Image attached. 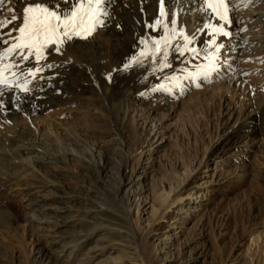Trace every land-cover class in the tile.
<instances>
[{
    "label": "rangeland",
    "instance_id": "rangeland-1",
    "mask_svg": "<svg viewBox=\"0 0 264 264\" xmlns=\"http://www.w3.org/2000/svg\"><path fill=\"white\" fill-rule=\"evenodd\" d=\"M188 6L184 2L180 7L183 19L191 24L197 23L202 17L192 13L193 8ZM185 60L184 55L179 54L172 62L173 71ZM246 67L257 66L247 64ZM263 69L264 59L256 76L239 77L240 71H237L203 90L187 92L178 100L166 101L159 94H153L150 99L164 103L157 113H166L167 117L161 120L156 112H147L143 101L149 98L145 97L143 90L134 101L129 102L128 117L134 123L139 143V148L132 146L131 153L129 146L112 132L103 133L96 140L99 133L95 136L80 130L70 131V128H65L67 125L59 123L67 118L70 120L68 114L85 116L83 121H86L82 123L87 125L100 119L101 114L97 111H93V119L90 118V112L82 104L79 111H75L78 103H73L69 106V113H62L64 116L46 118L47 123L42 127L48 124L55 128L61 126L58 131L62 136L65 133V137L71 139L76 147L68 141L61 142L55 134L49 137L54 140L52 143L47 141L40 131L42 123H39L40 126L37 124L39 130L34 135L35 141L40 144L39 162L34 161L36 153L23 151V156L19 157L14 153L16 149L10 147L12 162L19 169L8 171V164L0 158V214H12L11 225L0 226V264H264V212L260 213L255 206L262 199L263 192V186L259 187L258 182L264 170V131L253 140L250 149L239 147L226 155L224 158L229 162L225 163L223 158L218 157L196 166V161H192L191 166L196 167L192 171L177 164L181 186L194 179L192 186L202 189L205 194L184 207L183 219L180 216L170 219L173 207L170 210L164 207L170 198L179 193L181 186L166 180L163 189L153 186L157 179V167L162 163L168 165L167 161L177 160L176 157L180 156L178 144H173L183 133L182 118L189 112L187 109L194 96L206 98L210 87H220L232 78L246 79L245 85L258 84V88H252L255 93L245 89L254 100L258 99L264 94L260 88L264 86ZM248 73L254 71L248 70ZM148 84L154 85L152 81ZM235 91L232 88L226 93L236 98ZM229 97L225 98L223 113L221 110L223 115L218 119L221 124L219 135L240 112V105L234 106ZM53 112L56 111L48 110L46 115L43 112V116ZM199 116L195 114L196 119ZM211 120L216 123V116H211ZM28 124L24 121L18 129H24L25 133L28 128L32 131L35 127ZM208 144L209 148L214 147V142ZM104 145L109 146L108 152L103 151ZM68 151L73 155H68ZM202 154L199 152L198 157ZM127 157L134 160L131 163L135 171L132 167L122 168L123 159ZM36 178L49 183L40 188ZM16 180L20 184H16ZM249 199L252 205L247 202ZM239 203L243 206V218ZM208 215L209 222L206 219ZM246 215L251 218L246 220ZM224 217L228 222L224 220L222 223ZM171 222L173 224L169 226ZM142 241L147 243L145 258L139 252Z\"/></svg>",
    "mask_w": 264,
    "mask_h": 264
},
{
    "label": "bare ground",
    "instance_id": "bare-ground-1",
    "mask_svg": "<svg viewBox=\"0 0 264 264\" xmlns=\"http://www.w3.org/2000/svg\"><path fill=\"white\" fill-rule=\"evenodd\" d=\"M34 2L49 4L57 10H63L64 13H67L69 5L71 4L70 0H11L8 9L5 11V15L8 17L12 15L21 16L24 6ZM75 2L74 0L73 3ZM184 2L186 6L189 5V8L193 5V0H163L164 15L161 16V0H121L120 4L113 7L114 16L107 19L106 23L91 37L80 41L74 38L63 41L61 51L64 57L60 65L62 70L61 74L63 76L57 78L59 84L62 82L60 85L62 93L59 96H50L46 100L37 102L31 101L27 97H23L20 100L15 99L12 101V107L15 111L12 112L11 115L5 117L7 122L11 123V126L6 127L5 124L0 121V154L4 155V157L0 155V158H4L5 163L8 164V171L11 169L16 171V168L19 169V166L12 162L13 158L10 153V147L16 149L14 153L16 152L19 157L23 156L25 152L36 153L34 161H40V144L35 141V132L39 130L37 129V124L39 125V123H42L40 131L42 135L46 137L47 141L52 143L54 140H50L49 137L55 134V136L59 137L61 142L66 143V141H68L72 143V146H77H75L74 142H71V139L65 137V133H63L64 135L62 136V133L58 131V128L61 126L55 128L48 124V126L46 125L42 128L44 126L43 124L47 121L46 118L51 117L50 119H52L55 115L58 116L63 112H68L69 109L71 110L69 106L73 103H78V106H76L77 108L75 107V111H79V106L82 104L83 108L85 107V109H88L90 112V118L94 116L93 111H97L101 114L100 119H97L92 125H87L82 123L85 116L80 117L78 114H68V112L67 117L71 116V121L67 117L65 121H58L59 123L62 122L67 125V127L65 126L66 129L70 128V131L80 130L84 133L89 132L95 136L98 135L96 133H99L96 140L100 139L103 133L106 135V133L112 132L122 143L129 146L130 153L132 152V146L139 148L137 131L133 126V121L128 117L130 111L129 106L131 105H129V102L131 103L134 101L136 96L143 90H145V97H147L149 91L153 90L154 85L159 82L162 76L170 69L171 65H169V63L172 58L175 57L173 49L162 48L157 55H155V58L151 59L149 53L147 51L144 52L141 40L147 34H151V26L157 21H159L160 26H186L192 29L191 31H195L196 27L194 23H196V21L191 24V22L183 19L180 7ZM202 20H205V18H202ZM173 21H175V23H173ZM15 23H17V20L12 24V27H14ZM211 41L212 37H210V33L206 36V31L204 30L203 33L202 30L195 34L193 43L199 45L201 52L205 48H208ZM139 49H143V55L142 53H137ZM210 49L212 48H208V50ZM165 53H167L166 56ZM238 76L243 77L241 75ZM151 81L154 84L153 86L148 84V82ZM236 81L238 82L235 83ZM245 82L246 80H232L231 78L230 81L222 83L223 85L220 87H216L215 85L210 87V94L206 98H199L198 95L194 96V101L190 102L187 109L189 112L182 118L183 123L181 127L183 133L178 141L177 139L174 140L173 144H178V148L181 151L180 156L176 157L177 160L173 161V159H170L167 161L168 165L162 163L157 167V179L156 183L153 182L154 187L157 186L158 189H161L165 182L164 180L168 182L171 181V184L174 183L176 186L180 187V179L177 175L179 166H177V164L180 165L181 168L187 169V171L188 169L195 170L196 167L193 168L191 166L192 161H196V166H200L202 164H207L212 159L214 160L215 158L221 157L226 163L229 161L224 157L231 154L234 149H238L239 147L243 149L251 148L253 140H256L258 134L264 131V94L254 100V98L249 96L246 92H250L251 90L255 91V89H252V87L249 89L247 87L248 85H245ZM242 85H245L243 87L244 89ZM232 88L236 90V98H234L235 95L229 97L228 93H226ZM245 89L247 90L246 92ZM228 97L229 102L235 103L234 106L236 104L240 105V112L232 124L225 125V129L221 130L222 133L219 135L218 131L221 124L218 122V119L223 115L222 108L224 107V100ZM238 97L239 99H237ZM152 100L153 99H144L143 103L145 108H147V112H151L152 114L156 112V114H159L157 112L160 110L161 106H164V103H156ZM64 105H67V108L63 110L58 109L56 112H53L52 115H47V117L43 116V112ZM191 108H193V110H191ZM190 111L192 112L190 113ZM196 113L200 115L198 119L195 118ZM159 115L160 120L167 117L166 113H161ZM214 115L217 118L216 123L211 120V116ZM76 118L80 123H76ZM24 121L28 122V125L33 124L35 130L33 129L30 131V128L25 126L28 128L25 133L23 132L24 129H18V125L22 124ZM84 121H86V119ZM66 129H64V131H66ZM28 137L30 142L27 141ZM211 142H214V147L209 148L208 143ZM103 149L105 152L110 150L107 145H104ZM199 152H203L201 157H198ZM67 154L70 156L73 155L70 151H68ZM63 155H65V153ZM262 158H264V156ZM123 161L122 168L125 170L127 168H133L132 163L134 160L131 161L127 157L123 159ZM88 166L89 165L86 167ZM133 171H135V167ZM0 173H2L1 170ZM56 176L59 175L56 174ZM187 177H189V175ZM36 180L37 186L40 188H45L49 183L42 178H36ZM193 180L191 179L184 183V186L182 185L179 188V193L176 194L175 197L173 196L174 198H170V201L164 205V207L169 210L173 207L171 208L173 213L170 219L174 220L178 216H180V219H183L181 215L183 214L182 211L184 207L191 201L193 202V200H197L205 195L202 189L192 186ZM18 183L19 181L16 180V184ZM260 185L263 186L261 188L263 191L261 196L262 199L260 201L258 200L255 206L258 207L261 213L262 211L264 212V170L260 174L258 186L260 187ZM251 201L252 200L249 199L247 202L251 204ZM256 207L255 209H257ZM238 208L243 218L244 213L242 212L243 206L241 203H239ZM184 214L186 213L184 212ZM11 216L12 214L10 212L1 213L0 226L11 225ZM246 217V220H249L248 217L251 218V216L247 215L245 218ZM206 219L207 222H209L210 216L208 215ZM224 220H226V217L223 218L222 223ZM172 224V222L169 223V226ZM143 241L139 244V252L145 258L146 256L144 253L147 252V243Z\"/></svg>",
    "mask_w": 264,
    "mask_h": 264
},
{
    "label": "snow or ice",
    "instance_id": "snow-or-ice-1",
    "mask_svg": "<svg viewBox=\"0 0 264 264\" xmlns=\"http://www.w3.org/2000/svg\"><path fill=\"white\" fill-rule=\"evenodd\" d=\"M0 2H2V0H0ZM81 7H83V5H81ZM207 7L211 8L213 13L219 16L221 20L228 19L227 14L229 11V6L225 0H219V2L215 4L208 3ZM163 15V0H161V16ZM16 19L17 16L12 15L9 19L0 21V27H6ZM22 19L23 25L18 29L19 37H17V39L19 42L15 43L11 48H9L8 52H12L17 48L27 47L29 50L35 49L37 58H39L41 49L47 44L53 42L52 36L58 33L61 25H63L64 28V35H68L69 31L75 32V29L79 26L77 23L76 12H73L70 17H65L64 20H61V17L58 16L55 11H49L47 8L40 7L39 5H36V7H24ZM157 23H159V21H157ZM173 23H175V21H173ZM207 27L212 26L208 25ZM213 31L222 32L224 35H228L222 26L220 28H214ZM60 42L62 43L63 41ZM156 43L158 44L159 41ZM181 54H183V50H181ZM166 55L167 53H165V56ZM24 58L27 59V57Z\"/></svg>",
    "mask_w": 264,
    "mask_h": 264
}]
</instances>
